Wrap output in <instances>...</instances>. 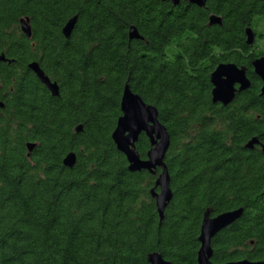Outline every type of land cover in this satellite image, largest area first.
<instances>
[{
	"label": "trees",
	"instance_id": "trees-1",
	"mask_svg": "<svg viewBox=\"0 0 264 264\" xmlns=\"http://www.w3.org/2000/svg\"><path fill=\"white\" fill-rule=\"evenodd\" d=\"M222 26H209L211 15ZM74 17L70 39L63 34ZM29 18L28 39L20 20ZM135 26L143 40H131ZM256 34L247 44L246 30ZM0 264H198L211 216L243 209L213 240V262H264V0H0ZM57 82L53 97L29 69ZM222 63L251 88L228 107L212 101ZM126 85L155 106L171 136L173 200L162 224L157 175L129 170L112 139ZM82 125L80 133L76 127ZM36 144L29 155L28 144ZM151 145L145 135L137 150ZM74 152V169L64 166Z\"/></svg>",
	"mask_w": 264,
	"mask_h": 264
},
{
	"label": "water",
	"instance_id": "water-1",
	"mask_svg": "<svg viewBox=\"0 0 264 264\" xmlns=\"http://www.w3.org/2000/svg\"><path fill=\"white\" fill-rule=\"evenodd\" d=\"M169 2L173 6H179L182 2H188L198 8H206L209 0H161ZM78 17L68 21L63 29L66 39H70L77 24ZM22 33L31 39L33 36L32 26L29 18L20 20ZM222 26V17L211 15L209 26ZM129 36L131 40H143L138 29L133 26L130 28ZM247 44L252 46L256 40L255 32L249 28L246 30ZM9 62L4 54H0V63ZM256 76L262 81L261 94L264 96V56L257 58L253 62ZM29 69L36 75L37 79L43 84L53 97L60 96V87L57 82H53L41 68L37 61L29 64ZM212 101L228 107L235 101L237 95L248 91L251 88V81L247 76L246 69L238 67L234 63H222L216 67L211 74ZM3 108L4 105L0 104ZM122 116L118 119L116 129L112 139L120 153H122L129 164V170L133 173L146 171L151 175H157L156 185L151 191L152 198L156 202L157 211L161 224L165 219V211L172 202L174 194L172 190V179L166 163L167 155L171 147V136L167 127L160 120L158 109L153 105H148L144 100L135 94L130 85L124 88L121 100ZM83 127L79 125L75 131L82 132ZM145 135L151 145L147 152L146 159L140 156L137 150V143L140 137ZM261 145V146H260ZM36 144L29 143V155L36 148ZM260 146L264 153V145L257 137H254L246 144V149L253 150ZM63 164L68 169H74L77 164V155L69 153ZM243 209L226 212L212 217L210 211L206 212L202 221L199 236L200 249L197 254L198 264H217L213 262L214 249L213 240L225 229L236 223L243 215ZM150 264H173L165 260L159 253L149 256ZM224 264H264V262H252L240 260Z\"/></svg>",
	"mask_w": 264,
	"mask_h": 264
},
{
	"label": "rangeland",
	"instance_id": "rangeland-1",
	"mask_svg": "<svg viewBox=\"0 0 264 264\" xmlns=\"http://www.w3.org/2000/svg\"><path fill=\"white\" fill-rule=\"evenodd\" d=\"M255 44V43H254ZM253 46V45H252ZM238 96V95H237ZM236 100V99H235Z\"/></svg>",
	"mask_w": 264,
	"mask_h": 264
},
{
	"label": "flooded vegetation",
	"instance_id": "flooded-vegetation-1",
	"mask_svg": "<svg viewBox=\"0 0 264 264\" xmlns=\"http://www.w3.org/2000/svg\"><path fill=\"white\" fill-rule=\"evenodd\" d=\"M1 108V107H0Z\"/></svg>",
	"mask_w": 264,
	"mask_h": 264
}]
</instances>
